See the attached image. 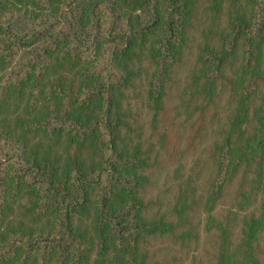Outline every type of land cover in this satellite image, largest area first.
Masks as SVG:
<instances>
[{"label":"trees","instance_id":"trees-1","mask_svg":"<svg viewBox=\"0 0 264 264\" xmlns=\"http://www.w3.org/2000/svg\"><path fill=\"white\" fill-rule=\"evenodd\" d=\"M12 100L0 264H264V0H0Z\"/></svg>","mask_w":264,"mask_h":264},{"label":"rangeland","instance_id":"rangeland-1","mask_svg":"<svg viewBox=\"0 0 264 264\" xmlns=\"http://www.w3.org/2000/svg\"><path fill=\"white\" fill-rule=\"evenodd\" d=\"M202 23L200 22L199 24H197L195 26V31H194V34L193 35V38L194 40H196V42H198V39L201 38V31L203 29V26L201 25ZM195 42V43H196ZM23 106H20V107H16V103H15V100H12L9 104V106L4 110L6 112V114H3L1 115L0 114V118H2L3 120L5 119L7 121V123H9L10 126H12L14 123H15V120L16 118L20 117L22 119H24L25 115H24V111H23ZM176 116V115H175ZM184 117H181V118H176V119H173L172 120V124L177 126L176 129H174V131L176 132V134L174 132L170 133V141H171V144L168 145V149H169V152H171L172 155H174V150L176 148V145L174 144V142L178 139V136H180L182 139L183 137L181 136L183 133H184V127H185V124H184ZM174 137V138H172ZM39 141L38 139H36L35 142ZM41 143H42V147L44 149V140H40ZM183 155L180 153V155L178 156L179 160L181 161L182 163V171H180L181 173L183 172H187V165L185 164V160L188 161L191 157H189L190 155H187L185 156V160L183 159L182 157ZM14 215H13V224H16L17 221L20 219L19 218V215H20V211L18 209L15 208L14 210Z\"/></svg>","mask_w":264,"mask_h":264}]
</instances>
